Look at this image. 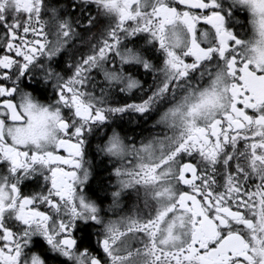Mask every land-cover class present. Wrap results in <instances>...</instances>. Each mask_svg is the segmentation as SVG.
I'll return each instance as SVG.
<instances>
[{
  "label": "snow or ice",
  "instance_id": "1",
  "mask_svg": "<svg viewBox=\"0 0 264 264\" xmlns=\"http://www.w3.org/2000/svg\"><path fill=\"white\" fill-rule=\"evenodd\" d=\"M0 264H264V0H0Z\"/></svg>",
  "mask_w": 264,
  "mask_h": 264
}]
</instances>
